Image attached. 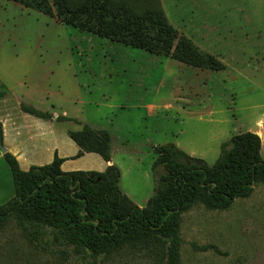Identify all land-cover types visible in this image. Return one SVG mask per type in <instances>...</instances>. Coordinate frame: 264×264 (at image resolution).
<instances>
[{
  "label": "rangeland",
  "instance_id": "374dc122",
  "mask_svg": "<svg viewBox=\"0 0 264 264\" xmlns=\"http://www.w3.org/2000/svg\"><path fill=\"white\" fill-rule=\"evenodd\" d=\"M126 1L135 8L154 4ZM164 9L179 35L214 56L222 70L154 56L0 3L6 85L25 104L64 117L52 122L47 139L71 140L67 132L83 125L107 131L119 191L139 207L158 184L155 146L171 143L212 165L232 135L262 133L264 161V0H165ZM6 99L17 110V99ZM179 235V264H264V184L226 210L194 205L181 215ZM0 264L155 263L129 249L91 258L48 236L32 241L11 219L0 229Z\"/></svg>",
  "mask_w": 264,
  "mask_h": 264
},
{
  "label": "trees",
  "instance_id": "16d2710c",
  "mask_svg": "<svg viewBox=\"0 0 264 264\" xmlns=\"http://www.w3.org/2000/svg\"><path fill=\"white\" fill-rule=\"evenodd\" d=\"M9 1L154 56L200 69L224 68L214 56L179 35L155 0L140 8L126 0ZM2 97L5 92L0 91ZM20 109L42 120L52 117L25 103ZM2 135L0 123V142ZM67 135L79 148L75 158L96 153L106 162L111 160L107 131L83 125ZM260 148L256 133L235 134L221 144L218 158L208 165L171 143L153 147L152 167L158 184L144 207L120 193L121 174L114 164L103 172H63V159L55 153L49 164L23 171L15 156L6 151L3 156L14 195L0 205V229L13 219L29 240L48 236L51 244L75 254L96 258L129 249L148 256L155 264H179L181 215L198 204L207 210H226L236 199L249 197L256 184H264ZM160 167L162 173H158Z\"/></svg>",
  "mask_w": 264,
  "mask_h": 264
},
{
  "label": "crops",
  "instance_id": "0c3cea01",
  "mask_svg": "<svg viewBox=\"0 0 264 264\" xmlns=\"http://www.w3.org/2000/svg\"><path fill=\"white\" fill-rule=\"evenodd\" d=\"M4 1L12 2L9 0H0V3ZM159 1L165 11V0ZM4 74L5 69L0 64V91L5 92V97L0 98V123L3 134L0 144L3 145L7 152L15 156L21 170L27 171L31 166L49 164L53 160L55 153L59 158L63 159L60 166L63 172L77 170L103 172L107 166L111 164L115 165L112 155L109 162L104 161L96 153H84L81 157L75 158L74 156L77 154L79 148L78 146L76 148L73 146L72 143L74 142L72 140L52 139L51 137L47 139L49 136H52V122L57 118V114L51 111L50 113L54 117L45 121L24 113L20 109V104L24 103L22 99L23 95H17L13 89L6 85L3 77ZM24 96L26 97V95ZM10 97L14 100L17 99V110L10 109L9 101L6 99ZM260 139L262 141L261 137ZM4 153L0 149V169L3 173L0 177V205L7 202L14 195L12 176L9 166L4 159ZM137 205L140 206L139 204Z\"/></svg>",
  "mask_w": 264,
  "mask_h": 264
},
{
  "label": "water",
  "instance_id": "95a60500",
  "mask_svg": "<svg viewBox=\"0 0 264 264\" xmlns=\"http://www.w3.org/2000/svg\"><path fill=\"white\" fill-rule=\"evenodd\" d=\"M0 149H1L2 152H6V150H5V148L3 147L2 144H0Z\"/></svg>",
  "mask_w": 264,
  "mask_h": 264
},
{
  "label": "bare ground",
  "instance_id": "6f19581e",
  "mask_svg": "<svg viewBox=\"0 0 264 264\" xmlns=\"http://www.w3.org/2000/svg\"><path fill=\"white\" fill-rule=\"evenodd\" d=\"M257 135H260V136H261V138H262V133H260V134H259V133H257Z\"/></svg>",
  "mask_w": 264,
  "mask_h": 264
}]
</instances>
